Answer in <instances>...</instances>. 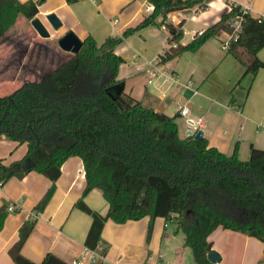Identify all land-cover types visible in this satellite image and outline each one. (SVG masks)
Segmentation results:
<instances>
[{"label":"trees","instance_id":"trees-1","mask_svg":"<svg viewBox=\"0 0 264 264\" xmlns=\"http://www.w3.org/2000/svg\"><path fill=\"white\" fill-rule=\"evenodd\" d=\"M147 1L153 7L149 14L119 36H108L97 45L88 35L78 51L59 58L39 79L22 81L10 93L0 95V137L26 146L24 155L16 160L4 163L0 158V185L30 170L54 182L62 162L78 156L85 176L81 196L98 188L108 202L104 215L90 209L82 197L75 202L92 218L84 241L87 247H97L108 218L124 223L148 216L149 237L153 219L160 216L182 231L195 264H212L206 256L212 251L207 236L217 226L264 242V150L251 146L249 157L241 160L237 146L225 155L205 137H179L175 115L143 104L124 88L119 93L112 89L122 83L117 73L124 61L114 49L134 32L161 23L168 30L169 42L175 43L159 55L158 61L166 62L183 51L198 49L239 6L232 5L219 21L180 44L182 23L173 24L167 13L199 0ZM39 3L0 0V38L19 17L31 20ZM263 46L264 17L245 13L241 32L227 48L238 59L239 49L246 54L242 76L253 77L264 67L257 57ZM51 191L52 186L35 205L36 212L43 209ZM8 212L7 204L0 205V229ZM34 221L27 219L18 228V238L10 248L14 264H70L50 252L40 263L20 253Z\"/></svg>","mask_w":264,"mask_h":264},{"label":"crops","instance_id":"crops-1","mask_svg":"<svg viewBox=\"0 0 264 264\" xmlns=\"http://www.w3.org/2000/svg\"><path fill=\"white\" fill-rule=\"evenodd\" d=\"M233 3H242L252 17H264V0H199L191 7L168 12L167 19L175 25L182 23L179 43L186 44L195 34L219 21ZM147 4H150L147 0H40L34 17L42 21L50 34L43 37L32 29V41L46 43L44 48L51 51V60L55 61L71 53L57 43L65 32L72 31L81 41L90 35L100 45L106 37H117L124 28L141 21L150 12L145 9ZM49 13H54L61 22L56 30L45 18ZM160 20L158 16L157 22ZM229 32L226 21L195 51H183L166 62H159V55L175 43L169 42L164 24L144 27L115 47V53L124 59L117 78L122 79L124 91L135 99L149 103L157 111L175 115L179 137L194 136L187 134L184 118L178 113L179 105L186 103L191 116L204 117L202 137L209 145L225 155H230L237 146L238 158L246 160L251 146L264 150V67L253 77L242 76L246 54L239 49L238 59L222 48ZM257 57L264 62V46L258 50ZM36 72L32 68L30 74ZM25 151V143L0 137V158L4 163L20 158ZM84 185L83 163L75 155L62 162L54 182L30 170L0 185V205L12 203L17 208L7 213L0 229V264H14L10 248L18 238V228L30 218L35 221L20 247L23 256L40 263L50 252L70 264L78 258L86 262L89 247L84 241L92 218L75 202L82 197L90 209L102 215L108 209V202L98 188L81 196ZM50 186L48 200L36 212L35 205ZM148 221V216L124 223L106 219L94 249L108 264H195L181 230L157 216L147 237ZM207 240L219 256L212 264H264V242L255 236L217 226ZM100 263L101 258H96L94 264Z\"/></svg>","mask_w":264,"mask_h":264},{"label":"rangeland","instance_id":"rangeland-1","mask_svg":"<svg viewBox=\"0 0 264 264\" xmlns=\"http://www.w3.org/2000/svg\"><path fill=\"white\" fill-rule=\"evenodd\" d=\"M32 29L30 20L19 17L7 35L0 38V95L10 93L29 78L39 79L58 62L51 60V51L44 48L46 43L32 41ZM32 68L37 74H30ZM150 92L155 93V90L150 88Z\"/></svg>","mask_w":264,"mask_h":264},{"label":"built area","instance_id":"built-area-1","mask_svg":"<svg viewBox=\"0 0 264 264\" xmlns=\"http://www.w3.org/2000/svg\"><path fill=\"white\" fill-rule=\"evenodd\" d=\"M232 5L234 6L238 5L239 9L235 11L227 20V24L230 28V32L228 38L224 40L222 43V48L225 50H227L229 46V41L232 39L235 40L238 37L239 33L241 32L243 15L247 13V8L242 3H233ZM152 8L153 7L151 4H147L145 9L146 11L149 10L151 11ZM150 81L151 79H148V82ZM178 113L184 118L187 134H194L204 125V117L191 116L189 114V106L186 103L179 105ZM14 208H15L14 204L12 203L7 204L8 211H13ZM86 252H89V256H88L89 258L86 262H83L80 258H78L73 261V264H94L96 258L99 257L101 258L100 264H108V262L102 258L101 254L97 250L88 248ZM144 264H149V263L145 262Z\"/></svg>","mask_w":264,"mask_h":264},{"label":"water","instance_id":"water-1","mask_svg":"<svg viewBox=\"0 0 264 264\" xmlns=\"http://www.w3.org/2000/svg\"><path fill=\"white\" fill-rule=\"evenodd\" d=\"M45 18L54 30H56L61 25L60 20L54 13L47 14ZM30 22L33 28L35 29V31L40 36L46 37L50 34L46 26L42 23V21L39 18L33 17L30 20ZM57 43L60 46V48L70 52L78 51L81 46V40L78 39V37L72 31L65 32L62 36L58 38ZM122 88H123V83H117L112 86V89L115 91V93H119L122 90ZM202 133H203L202 130L199 129L194 133V137L200 138L202 137ZM206 256L211 263H216L219 260V256L215 251L208 252Z\"/></svg>","mask_w":264,"mask_h":264}]
</instances>
